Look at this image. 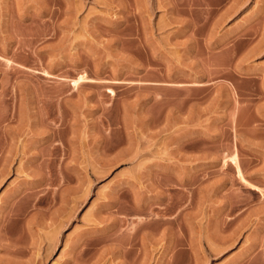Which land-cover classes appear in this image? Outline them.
<instances>
[{
  "label": "rangeland",
  "instance_id": "obj_1",
  "mask_svg": "<svg viewBox=\"0 0 264 264\" xmlns=\"http://www.w3.org/2000/svg\"><path fill=\"white\" fill-rule=\"evenodd\" d=\"M0 264H264V0H0Z\"/></svg>",
  "mask_w": 264,
  "mask_h": 264
},
{
  "label": "bare ground",
  "instance_id": "obj_2",
  "mask_svg": "<svg viewBox=\"0 0 264 264\" xmlns=\"http://www.w3.org/2000/svg\"><path fill=\"white\" fill-rule=\"evenodd\" d=\"M85 76L83 75V76H81L79 79H77V80H75V81H73L74 83H73V85H77L80 81H82L83 79H85L84 78ZM235 161V160H234ZM235 164H236V161L234 162ZM237 169H238V173H239V175L240 174H242L241 172H240V168H239V166L237 167ZM243 177V176H242ZM244 178V177H243ZM244 181V180H243ZM245 182V181H244ZM252 186V185H251ZM252 187H255V186H252Z\"/></svg>",
  "mask_w": 264,
  "mask_h": 264
}]
</instances>
